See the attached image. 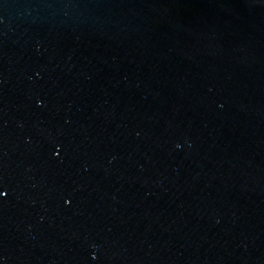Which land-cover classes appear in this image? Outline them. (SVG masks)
I'll return each mask as SVG.
<instances>
[{"label": "water", "instance_id": "water-1", "mask_svg": "<svg viewBox=\"0 0 264 264\" xmlns=\"http://www.w3.org/2000/svg\"><path fill=\"white\" fill-rule=\"evenodd\" d=\"M0 191V264H264V0H0Z\"/></svg>", "mask_w": 264, "mask_h": 264}, {"label": "snow or ice", "instance_id": "snow-or-ice-1", "mask_svg": "<svg viewBox=\"0 0 264 264\" xmlns=\"http://www.w3.org/2000/svg\"><path fill=\"white\" fill-rule=\"evenodd\" d=\"M4 195V192L0 191V196H3Z\"/></svg>", "mask_w": 264, "mask_h": 264}, {"label": "clouds", "instance_id": "clouds-1", "mask_svg": "<svg viewBox=\"0 0 264 264\" xmlns=\"http://www.w3.org/2000/svg\"><path fill=\"white\" fill-rule=\"evenodd\" d=\"M65 203H67V201H65Z\"/></svg>", "mask_w": 264, "mask_h": 264}]
</instances>
